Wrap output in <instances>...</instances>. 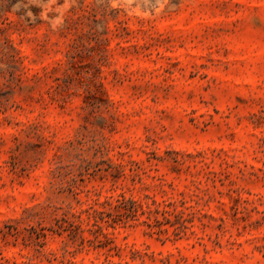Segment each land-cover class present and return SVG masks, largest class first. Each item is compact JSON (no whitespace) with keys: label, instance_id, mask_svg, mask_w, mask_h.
Here are the masks:
<instances>
[{"label":"rangeland","instance_id":"obj_1","mask_svg":"<svg viewBox=\"0 0 264 264\" xmlns=\"http://www.w3.org/2000/svg\"><path fill=\"white\" fill-rule=\"evenodd\" d=\"M69 4L0 0V264H264V0Z\"/></svg>","mask_w":264,"mask_h":264},{"label":"clouds","instance_id":"obj_2","mask_svg":"<svg viewBox=\"0 0 264 264\" xmlns=\"http://www.w3.org/2000/svg\"><path fill=\"white\" fill-rule=\"evenodd\" d=\"M72 2L74 3V0H72ZM112 2H113V6H115V4H116V0H112ZM126 2H127L128 4H131V3H132V0H126ZM158 2H159V0H158ZM65 6H66V7H70V6H71V5L69 4V0H65ZM29 16L32 17L33 20H35V16H34L32 13L29 12ZM62 23H63L62 19L58 17L57 20H56V22L53 23L52 27L55 29V28H57L58 26L62 25Z\"/></svg>","mask_w":264,"mask_h":264},{"label":"trees","instance_id":"obj_3","mask_svg":"<svg viewBox=\"0 0 264 264\" xmlns=\"http://www.w3.org/2000/svg\"><path fill=\"white\" fill-rule=\"evenodd\" d=\"M107 264H113V262H111V261H108V262H107Z\"/></svg>","mask_w":264,"mask_h":264}]
</instances>
